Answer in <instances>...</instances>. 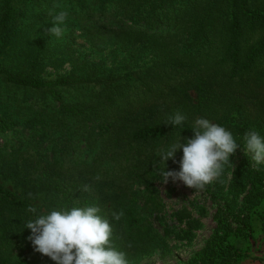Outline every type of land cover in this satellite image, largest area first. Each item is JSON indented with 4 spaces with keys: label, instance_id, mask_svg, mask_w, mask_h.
I'll return each mask as SVG.
<instances>
[{
    "label": "trees",
    "instance_id": "16d2710c",
    "mask_svg": "<svg viewBox=\"0 0 264 264\" xmlns=\"http://www.w3.org/2000/svg\"><path fill=\"white\" fill-rule=\"evenodd\" d=\"M55 5H67L89 41L139 48L138 53L151 57L152 66L118 78L53 82L0 69L7 82L49 93L63 107L58 115L40 113L25 125L53 136L60 156L39 154L33 146L11 153L0 149L4 176L47 193L41 208L0 185V264H54L27 239L31 233L24 224L34 216L29 206L39 213L106 204L124 213L118 227L133 252L126 253L130 261L161 245L153 230L164 208L154 184L160 149L180 136L191 138L201 117L231 131L240 147L250 129L264 136V0H0V32L12 34L28 12H58ZM96 22L104 29L91 27ZM73 89L84 90V109L63 105L62 94ZM192 91L196 102L190 99ZM177 111L186 120L169 125L168 117ZM18 124L0 117V133ZM82 142L88 159L78 157ZM84 185L91 191H82ZM224 188L221 180L207 187L224 200L218 229L201 254L185 264H236L242 254L230 237L254 238L252 210L264 201V165L247 156L228 193ZM245 192L239 210L237 202ZM187 216L178 213L177 219L193 227L196 221Z\"/></svg>",
    "mask_w": 264,
    "mask_h": 264
},
{
    "label": "rangeland",
    "instance_id": "374dc122",
    "mask_svg": "<svg viewBox=\"0 0 264 264\" xmlns=\"http://www.w3.org/2000/svg\"><path fill=\"white\" fill-rule=\"evenodd\" d=\"M61 7L70 12L67 5ZM23 17L24 15L21 24L13 29L9 36L0 32V69H7L16 74H28L44 82H53L61 79L77 80L87 76L94 79L118 78L152 66L151 57L146 53H138L139 48L125 50L114 44L89 41L84 26L78 25L75 18L70 16L63 26L66 31L61 38L48 34L49 29L54 26L50 15L39 16L38 12L33 11L28 12L26 22ZM41 18L45 20L41 22L39 20ZM91 27L104 29L99 22ZM133 52L136 55L133 56ZM62 96L64 106L78 105L80 109H84V105L82 106L84 90L73 89ZM189 96L193 102L197 101L196 92H190ZM60 105L62 104L59 102H53L49 93H40L9 83L0 75V117H9L19 123L14 129L0 133V149L11 153L33 146L39 154L60 156V149L52 140L53 136H44L38 127L30 129L25 126L29 119L40 113L45 117L58 115L63 110ZM81 144L78 157L88 159L91 155L88 154L84 142ZM182 155V150L178 151L175 156L176 162L171 163L167 170L178 171V162ZM247 156L252 158L251 153H245L244 147H239L230 157V161L224 165L223 175L219 178L225 187L224 193H228V186L234 173ZM161 181L162 177L158 174L154 184L164 203L162 220L153 221V230L159 235L161 245L150 254L135 257L129 264H185L199 256L217 232L218 210L224 200L220 196H212L207 190V187L216 181L201 191L188 188L179 181L169 180L167 184H162ZM0 185L17 196L45 208L47 195L45 190H32L22 182L4 176L1 170ZM246 195L247 192L239 198L237 209L241 210L242 200ZM101 211L109 218L113 227L116 248L131 256L133 252L125 245L118 227L119 221L111 217L114 208L106 204ZM178 213H185L188 218L196 221L194 226L190 227L187 220L179 221ZM252 213H256L254 238L230 237V241L242 254L236 264H264V201L256 205Z\"/></svg>",
    "mask_w": 264,
    "mask_h": 264
},
{
    "label": "clouds",
    "instance_id": "9594fccd",
    "mask_svg": "<svg viewBox=\"0 0 264 264\" xmlns=\"http://www.w3.org/2000/svg\"><path fill=\"white\" fill-rule=\"evenodd\" d=\"M54 7L61 10L49 13L54 26L48 34L61 38L66 31L63 26L69 12L60 5ZM185 120L186 116L177 111L168 117V124L182 125ZM192 131L191 138L180 136L159 150L155 170L162 177V184L169 180L179 181L188 188L201 191L219 180L224 165L241 146L231 131L203 117L195 120ZM243 141L245 153L252 154L255 165L264 163V136L250 129L244 133ZM181 150L179 170H167V162L172 160L175 163L176 153ZM94 179L98 181L101 177L97 175ZM81 190L90 192L91 186L84 185ZM27 211L34 214L24 224L31 233L27 239L37 253L48 257L54 264H129L127 254L112 243L113 227L109 218L101 214L99 206H73L39 213L35 206H29ZM123 215V211L111 212L116 221Z\"/></svg>",
    "mask_w": 264,
    "mask_h": 264
}]
</instances>
